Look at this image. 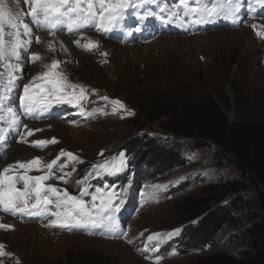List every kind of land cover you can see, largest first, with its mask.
Here are the masks:
<instances>
[{
  "label": "rangeland",
  "instance_id": "rangeland-1",
  "mask_svg": "<svg viewBox=\"0 0 264 264\" xmlns=\"http://www.w3.org/2000/svg\"><path fill=\"white\" fill-rule=\"evenodd\" d=\"M177 1L132 0V7L119 28L109 34L118 39L128 38L132 33L127 27L132 20H143V23L146 19L154 20L152 7L170 8L175 15ZM215 1L220 3V0ZM252 1L257 5L249 12L257 11L256 18L244 16L252 5L250 0H236L239 10L232 16L234 23L224 28L190 34L178 26L179 33L154 36L146 42L127 46L106 39L104 33L96 30L82 32V35L66 30L69 34L58 33L55 37L47 31L35 32L43 43H35L33 37L29 52H39L41 59L32 62L28 54L22 53L20 70L15 73V87L6 92L0 89L3 97L0 99V128H7L6 112L2 109L7 103L15 108L20 130L12 132L8 140L6 134L3 140L0 137V169L13 165L8 175L48 176L45 186L67 190L78 198L81 189L86 188L89 195L82 199L89 208L92 194L97 196L95 203L99 206L101 198L115 193L113 202L120 207L115 213L119 228L68 229L55 226L56 217L52 215H11L0 211V225L11 226L0 227L2 251L11 254L0 256V264H17V261L19 264H196L200 258L217 253L237 255L240 247L234 238L236 233L228 229L219 231L202 249L176 254V243L184 235H193L196 226L195 222H187L183 213L185 200L199 196L202 188L236 179L238 171L229 162L215 158L213 149L195 150L186 141L165 134L164 118L145 125L142 116L148 109L204 104L213 98L219 104L229 103L227 115L232 114L231 123L245 120L264 129V6ZM5 3L29 21L26 14L30 8L23 0L19 3L5 0ZM146 13L151 15L145 16ZM174 19V25H179L180 20ZM253 25H256L255 30ZM5 27L7 30V25ZM89 38L99 43L91 51L74 42L79 40L83 45ZM47 42L53 44V50H49ZM53 60L59 61L56 72L68 82L81 86L67 91L79 96L83 90V98L76 106L53 102L50 107L57 108L59 113L51 119H24L19 113L23 86L34 76L48 71L45 65H51ZM0 71L5 70L0 68ZM4 83H7V75ZM35 84L44 82L37 80ZM33 91L39 98L40 89ZM112 101H119L124 107ZM45 121L47 125L42 129L28 127ZM29 130H33L32 135H28ZM53 138L56 143L51 142ZM142 138L156 154V157L148 156L151 163H157L160 158L157 154L169 153L177 158L179 166L145 181H142L144 177H136L134 169L140 166L145 169L146 165L126 155L124 147ZM36 140L49 143L35 146L32 142ZM15 147L28 149L30 156L12 155V158L8 154ZM61 150L72 153L74 158L61 155ZM58 156L60 159L50 173L46 165ZM37 157L40 158L39 170L25 172L16 166L17 161L27 162ZM121 160L122 170L114 175H109L103 167L93 168V165H105L111 170L112 165ZM61 164L64 167L61 168ZM121 175L123 178L118 179ZM61 176L64 180L58 179ZM78 180L83 182L78 184ZM185 183L189 186L181 190ZM16 186L22 188L23 183ZM245 194L246 201L254 197L250 191ZM44 195L56 200L51 193ZM48 208L56 210L54 203ZM149 236L155 238L149 241ZM146 246L147 252L144 251Z\"/></svg>",
  "mask_w": 264,
  "mask_h": 264
},
{
  "label": "snow or ice",
  "instance_id": "snow-or-ice-1",
  "mask_svg": "<svg viewBox=\"0 0 264 264\" xmlns=\"http://www.w3.org/2000/svg\"><path fill=\"white\" fill-rule=\"evenodd\" d=\"M19 3V0H17ZM257 3L264 6V0H256ZM23 4L30 8L26 14L31 18L30 22L22 19V13L14 12L6 5L5 0H0V68L5 71H0V89L3 91H10L15 87L17 79L15 73L20 70V61L22 53L28 54L32 62L41 59L39 52H29L33 37L35 43H43L39 35H35L38 31H47L48 35L55 37L61 27H66L71 34L82 35V30H85L89 25L94 26L95 30L102 33H109L120 26V22L125 18L129 8L132 7V0H23ZM183 6L189 12L196 13L197 8H189L187 3ZM238 4L236 0H220V3L214 7L203 6L198 13L200 19L197 23L206 22L207 18L212 16H235L238 11ZM187 14V13H186ZM151 15L146 13L145 16ZM163 19V23L168 24L169 19ZM5 25H7V30ZM264 27V26H262ZM255 30L256 25H253ZM140 31L139 28L135 29ZM257 35H261L257 32ZM77 46H81L86 51H91L99 46L98 41L91 38L87 43L81 45L79 40L74 41ZM63 47V45H61ZM49 50H53V44L48 42ZM107 55V53H101ZM59 61L53 60L51 65H45L49 70L39 73L32 78V81L24 84L23 95L20 96L21 106L27 112H32L36 109L47 110L53 102L58 104H72L76 106L79 99L83 98V90L79 96L73 91L69 93L67 89H76L80 85L72 84L67 81L66 77L56 72ZM7 75V83H4V77ZM41 80L44 84L50 85L46 88L44 84L37 85L35 81ZM40 89V96L34 93L33 89ZM3 97L0 96V99ZM107 99V97H104ZM113 104H118L123 108V104L119 101H112ZM13 122H16L15 120ZM25 128L27 126L25 125ZM33 130L28 131V135H32ZM21 142H24L23 140ZM56 143L55 138L51 141ZM35 146L45 145L49 143L44 140H36L32 142ZM61 155L73 157L72 153H64L61 150ZM102 155V153H101ZM74 158V157H73ZM48 163L46 167L49 172L53 170V166L57 164V160ZM40 158H34L27 162L17 161L16 166L23 169L25 172L32 171L34 168L39 170ZM13 165L0 169V211L16 215H52L56 217L54 221L55 226L61 228H89L107 226L112 230L119 228L115 213L120 211L119 205L114 204L116 198L115 193L107 194L106 198H101L99 206L95 203L97 196L92 194V207L89 208L82 197L89 195L86 188L81 189V197L72 196L67 190H61L55 186H45L44 181L50 177L48 176H29V175H8L13 169ZM60 167H64L63 164ZM103 167L109 175H114L116 172L122 170L123 161L119 164H113L111 170H108L105 165H93V168ZM75 171V169H73ZM71 175V173H68ZM86 176L84 179L86 180ZM64 180V176L58 177ZM22 182L23 187L17 188V184ZM83 181H77L78 184ZM65 183L67 181L65 180ZM97 189V192H100ZM44 193H51L56 196L53 201L49 195ZM55 205V211H49L48 206ZM0 227H11L0 225ZM177 232L179 230H176ZM169 233L168 236L174 235ZM127 235V233H124ZM159 234H156L158 236ZM155 236H149L151 241ZM131 242V241H129ZM3 245H0V256L11 255L2 251ZM144 251H149L146 246ZM17 264L19 262L17 261Z\"/></svg>",
  "mask_w": 264,
  "mask_h": 264
},
{
  "label": "trees",
  "instance_id": "trees-1",
  "mask_svg": "<svg viewBox=\"0 0 264 264\" xmlns=\"http://www.w3.org/2000/svg\"><path fill=\"white\" fill-rule=\"evenodd\" d=\"M229 108V103L219 104L211 98L204 104L148 109L142 119L149 125L164 118L165 134L186 141L195 150L213 149L215 158L229 162L238 171L236 179L202 188L199 196L185 200L183 213L187 222L196 226L193 235H184L176 243V254L202 249L219 231L228 229L236 233L234 238L240 247L237 255L217 253L200 258L196 264H264V129L245 120L231 123ZM124 149L126 155L145 163V169H134L136 177H144L142 181L179 166L177 158L169 153L157 154L159 160L151 163L148 156L156 154L145 138L134 139ZM185 184L181 190L189 186ZM249 191L254 197L246 201Z\"/></svg>",
  "mask_w": 264,
  "mask_h": 264
},
{
  "label": "bare ground",
  "instance_id": "bare-ground-1",
  "mask_svg": "<svg viewBox=\"0 0 264 264\" xmlns=\"http://www.w3.org/2000/svg\"><path fill=\"white\" fill-rule=\"evenodd\" d=\"M30 22V21H29ZM60 34V33H59ZM96 35H98L97 33H96ZM196 37V36H195ZM62 38H66V37H62ZM97 38V37H96ZM186 38V37H185ZM95 39V38H94ZM97 39H99V38H97ZM189 39V38H188ZM187 39V40H188ZM67 41V39H64V41ZM160 40V39H159ZM247 40V39H246ZM245 40V41H246ZM44 41H48V40H46V39H44ZM185 41V40H184ZM195 41V40H194ZM200 41V40H199ZM167 42H168V40H167ZM48 43V42H47ZM101 43V42H100ZM106 43H107V41H106ZM192 43V42H191ZM67 44V43H66ZM47 45V44H46ZM106 45V44H105ZM111 45V44H110ZM128 45V44H127ZM126 45V46H127ZM108 47H110V46H108ZM113 49V48H112ZM114 49H115V47H114ZM118 49H119V46H118ZM41 51V50H40ZM79 54V53H78ZM47 56V55H46ZM44 57H45V55H44ZM85 57H87V56H85ZM76 58V57H75ZM74 58V59H75ZM79 60H81V59H79ZM74 61V60H73ZM82 61V60H81ZM29 70V69H28ZM33 72V71H32ZM17 75V74H16ZM19 76V75H18ZM2 96V95H1ZM5 105H6V108H2L3 109V111H5L6 112V126H7V128H5L4 129V126L2 127V128H0V137L2 138V140L4 139V137H3V134H6V136H7V138H6V140H8V136L9 135H11V133L12 132H18V131H20L19 130V123L17 124V120H16V114H14L15 113V108L13 107V108H11V106L9 105L8 106V104L7 103H5ZM72 113V112H71ZM73 115H74V113H72ZM10 115H12V116H10ZM50 118V117H49ZM16 121V122H13V121ZM46 120V119H45ZM47 125V123H46V121L44 122V123H40V124H32V125H29L28 127L30 128V129H42V128H44L45 126ZM15 128V129H14ZM12 129H14V130H12ZM16 129H18V130H16ZM8 155H10V156H17L18 157V155H21L20 157H22V158H27V157H29L30 156V152L28 151V149H24V148H22V147H15V148H13V150L11 151V154H8ZM12 156V158H14ZM17 159V158H16ZM7 161V160H6ZM8 162V161H7Z\"/></svg>",
  "mask_w": 264,
  "mask_h": 264
},
{
  "label": "water",
  "instance_id": "water-1",
  "mask_svg": "<svg viewBox=\"0 0 264 264\" xmlns=\"http://www.w3.org/2000/svg\"><path fill=\"white\" fill-rule=\"evenodd\" d=\"M231 117H232V114L229 115V118H231Z\"/></svg>",
  "mask_w": 264,
  "mask_h": 264
}]
</instances>
